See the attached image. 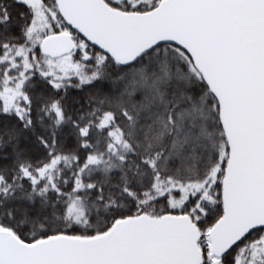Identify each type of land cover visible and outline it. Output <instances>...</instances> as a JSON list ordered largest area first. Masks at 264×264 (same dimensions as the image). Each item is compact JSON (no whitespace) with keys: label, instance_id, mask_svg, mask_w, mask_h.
<instances>
[{"label":"snow or ice","instance_id":"obj_1","mask_svg":"<svg viewBox=\"0 0 264 264\" xmlns=\"http://www.w3.org/2000/svg\"><path fill=\"white\" fill-rule=\"evenodd\" d=\"M0 264H264V0H0Z\"/></svg>","mask_w":264,"mask_h":264}]
</instances>
